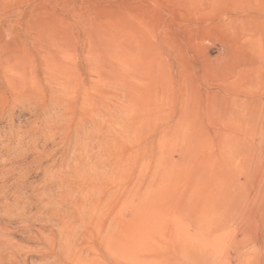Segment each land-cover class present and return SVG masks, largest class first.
Segmentation results:
<instances>
[{
    "label": "rangeland",
    "instance_id": "obj_1",
    "mask_svg": "<svg viewBox=\"0 0 264 264\" xmlns=\"http://www.w3.org/2000/svg\"><path fill=\"white\" fill-rule=\"evenodd\" d=\"M99 181L105 263L264 264V0H0V264H75L62 222L91 254Z\"/></svg>",
    "mask_w": 264,
    "mask_h": 264
},
{
    "label": "bare ground",
    "instance_id": "obj_2",
    "mask_svg": "<svg viewBox=\"0 0 264 264\" xmlns=\"http://www.w3.org/2000/svg\"><path fill=\"white\" fill-rule=\"evenodd\" d=\"M74 170L76 171L75 173L76 178L82 179V180L85 179V174L78 172L76 168ZM98 184L99 185L85 183L84 185H81L78 188V190H80L79 196L72 197L69 193L65 195V201L69 202V204L71 205L68 207V211L74 214L77 219H81L80 222H84L85 224L89 226H94V227L96 226L97 232H98V238H99L98 246L97 247L92 246V249H91L92 253L83 257L82 254L79 253V250H77L74 247L73 237H74L75 228H73L71 225L68 226L66 222H62L58 225L57 239H58L59 252L61 253L63 257L73 260L75 264H107L105 263L106 256H108L109 253H112L113 255H115L117 252H120L122 248L123 233H124L122 212L125 208V206L123 208V203H122L123 202L122 186L119 183H117V186L115 189L116 200H115V203L112 205V210H114L115 212L113 214L108 209L109 205L106 202L107 191L103 187V182L99 181ZM138 192L139 191H134L133 193H131L132 197L138 196ZM128 197L129 196H127V198ZM61 201L64 202V197H61ZM21 203H23V201ZM137 206L138 205L136 204L135 206L136 209L138 208ZM20 207L18 209L22 210L23 208L21 209ZM45 209L47 213H50V215L52 214L51 211L55 210L54 207H52L50 204H46ZM28 211H31V209L27 210V213ZM22 214H23L22 216L24 217V214H25L24 210ZM14 217L18 218L16 214ZM111 218H113V220H111ZM3 225L4 224L1 223L2 227ZM5 227H7V225H5ZM110 227H112V232L110 231ZM2 236L0 235V240L3 242L2 239L4 237ZM53 239H55V237ZM5 240L7 243L6 238L4 239L3 243H5ZM4 245H7V246L4 247ZM9 246L11 245L9 244ZM10 249L8 247V244L0 245V261L1 262L5 261L8 263H12L16 261L17 259L16 252Z\"/></svg>",
    "mask_w": 264,
    "mask_h": 264
}]
</instances>
